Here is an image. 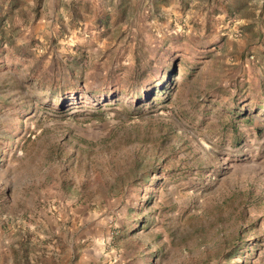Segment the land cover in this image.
<instances>
[{"label":"rangeland","instance_id":"rangeland-1","mask_svg":"<svg viewBox=\"0 0 264 264\" xmlns=\"http://www.w3.org/2000/svg\"><path fill=\"white\" fill-rule=\"evenodd\" d=\"M0 264H264V0H0Z\"/></svg>","mask_w":264,"mask_h":264}]
</instances>
